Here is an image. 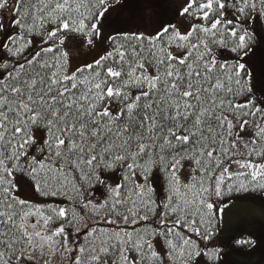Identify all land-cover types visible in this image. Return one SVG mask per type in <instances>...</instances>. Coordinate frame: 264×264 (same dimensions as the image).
<instances>
[{"label": "snow or ice", "instance_id": "6c2138e0", "mask_svg": "<svg viewBox=\"0 0 264 264\" xmlns=\"http://www.w3.org/2000/svg\"><path fill=\"white\" fill-rule=\"evenodd\" d=\"M114 2L0 0V264H219L217 202L264 189L247 26L264 0H185L178 14L202 23L109 35L111 50L69 73L65 42L94 46ZM25 183L71 203L21 198Z\"/></svg>", "mask_w": 264, "mask_h": 264}, {"label": "rangeland", "instance_id": "374dc122", "mask_svg": "<svg viewBox=\"0 0 264 264\" xmlns=\"http://www.w3.org/2000/svg\"><path fill=\"white\" fill-rule=\"evenodd\" d=\"M165 1L167 0H119L118 3L114 2L113 7L106 13L104 28L101 29L103 34L94 46H87L83 37L75 34L70 35L65 42V48L69 51L68 72L75 71L86 62L91 63L94 58L109 50V41H106L109 35L134 31L155 34L162 25L168 22L174 23L181 33H185L192 24L202 22L191 16L178 14L185 0L177 8H167L166 3H161ZM168 1L171 4L178 3V0ZM5 22L7 23V20ZM180 51L182 50L173 47L174 53ZM146 66L149 70H154L150 64ZM237 170H239L237 165H231L230 171ZM17 178L19 179V175ZM17 194L32 202H42V199L35 195L29 183H25ZM221 206H225L221 219V235L224 240H231L235 236L244 239L247 237L246 232L251 231L260 223L264 224V195L230 199L221 203ZM250 234L248 233V237ZM223 261L225 263H222ZM222 262L219 264H264V259L262 260L258 253L252 250L251 245L246 244L228 250Z\"/></svg>", "mask_w": 264, "mask_h": 264}, {"label": "trees", "instance_id": "16d2710c", "mask_svg": "<svg viewBox=\"0 0 264 264\" xmlns=\"http://www.w3.org/2000/svg\"><path fill=\"white\" fill-rule=\"evenodd\" d=\"M161 3L162 4H165V3L168 4V5L165 4V6L167 8H177L178 6H180L183 3V0H178L177 4H171L168 0L165 2H161ZM169 24L175 25L174 23L168 22L167 24H165V26L169 25ZM197 24H199V23H197ZM247 26L249 27V29L251 31H253L256 34V39H255L254 44H253L254 54L251 57L250 67H253L254 73L258 75L261 72H264V15L257 14V16H255L252 20H250V22ZM120 33H141V32L134 31V32H120ZM142 33H144L146 36L153 35L151 33H146V32H142ZM116 34H118V33H116ZM116 34H114V35H116ZM123 42L124 41H121V43H123ZM108 44L110 47L109 50H111V48L114 47V45L111 44V41H109ZM144 46H145V48H147L148 47L147 43H145ZM216 51L219 52L221 50H216ZM220 58L222 59L223 57H220ZM146 68H147V66H146ZM147 70L149 73H151L153 75L155 74L154 70L151 71L148 68H147ZM132 91H133V94L136 93L135 89H133ZM258 162H264V161H258ZM154 174L159 177V180L154 182V187L156 188L155 198H156V202L159 204V203H161V201L165 195V193L162 191V189L166 188L167 185H166V181L164 179L163 173H159V172H156L154 170ZM192 174H193L192 173V166L186 163V166L181 170V174H180L182 182L187 183L191 179ZM34 193L37 197L42 199V202L41 203L33 202V203H37V204H59L61 206H65V207L69 206L71 203L64 196L42 197L38 193H36V192H34ZM94 194H95L96 199L99 200L101 197V193L99 191H96ZM263 195H264V189L252 190L250 188V190L247 192H243V191L242 192H235L234 191L233 193H231L229 195H225L217 203L219 205H221V203H223L227 200H230V199H234V198H243V197H248V196L260 197ZM157 211L159 212L160 209H158ZM101 226H104V225H101ZM258 226L262 227L260 224H258ZM217 227H218L219 231H218L217 235L213 238V241L211 243L215 244L216 246H218L222 249L221 260H220V262H222L224 255L228 250H230L236 246H241V244L236 243V241L240 240L241 238L238 236H235L231 240H224L222 238V235H221V233H222V221H221V219L217 222ZM256 228L257 227H255V229ZM263 228H264V224H263ZM249 232L250 231L246 232L247 237L244 239L248 238ZM243 245H246V244H243ZM222 263H225V261H223Z\"/></svg>", "mask_w": 264, "mask_h": 264}, {"label": "flooded vegetation", "instance_id": "af4514ba", "mask_svg": "<svg viewBox=\"0 0 264 264\" xmlns=\"http://www.w3.org/2000/svg\"><path fill=\"white\" fill-rule=\"evenodd\" d=\"M260 226H256L257 228L251 229L249 233L250 236L247 238V240L252 241V243H249V245L252 246V250L254 252H257L259 257L263 260L264 259V228L263 224L260 223Z\"/></svg>", "mask_w": 264, "mask_h": 264}]
</instances>
